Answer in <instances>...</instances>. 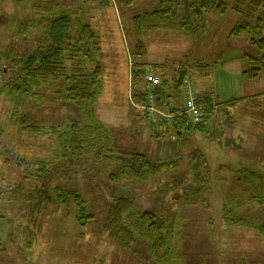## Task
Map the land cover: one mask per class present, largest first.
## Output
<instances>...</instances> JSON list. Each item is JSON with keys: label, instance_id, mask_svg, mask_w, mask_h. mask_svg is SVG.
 Segmentation results:
<instances>
[{"label": "rangeland", "instance_id": "obj_1", "mask_svg": "<svg viewBox=\"0 0 264 264\" xmlns=\"http://www.w3.org/2000/svg\"><path fill=\"white\" fill-rule=\"evenodd\" d=\"M225 1L226 12L220 13L216 8L208 11L203 16L204 26L198 30L181 26L191 22L184 17L189 16L187 11L179 8L177 17L163 18L154 26L149 18L138 32L135 17L155 10L158 0H0V88L6 74L5 64L1 63L3 54L20 58L46 47V21L68 14L80 24H90L98 35L97 58L104 73L95 115L113 134L116 149L122 153L137 149L152 159L175 161L185 140L175 139L174 133L154 138L148 115L129 114L123 98L128 89L129 68H151L155 74L173 79L183 72V82L190 78L198 91L211 90L217 104L215 112L221 114L231 109L225 101L247 95L250 100L237 108L245 107L248 115L244 124L251 122V104L264 107V66L256 78L245 79L243 72L253 66L244 56L248 48L230 45L238 42V38L230 39V33L246 19L252 21L244 14L252 7V0ZM88 66L89 70L96 67L92 63ZM138 82L144 85L145 79ZM61 84L60 80L56 91L45 89L43 99L37 95L26 105L20 104L23 100L16 103L0 94V264H264V235L259 231L260 224H264V204L244 194L248 190L242 188L243 181L250 176L234 175L254 169L264 172V141L260 150H253L247 139L249 133H243L231 144L220 129L186 135L182 168L187 174L196 164L197 172L186 176L179 171L173 176L162 174L157 183H148L133 192L138 206L144 208L149 207L150 196L159 185L175 181L180 184L177 192L182 195L187 184L198 182L196 196L185 200L175 214V233L168 256H158L145 238L136 239L127 247L105 231L113 193L95 177L89 161L70 167L58 164L63 159V149L56 144L57 128L67 126L72 130L74 124L81 130L91 128L77 106L60 99ZM132 86L133 83L134 91L137 81ZM167 108L166 113L169 109L180 111L178 102L173 100ZM217 112L213 126L227 127L228 120L224 121ZM24 115L40 125L42 132L23 131L19 121ZM212 120L213 115L208 129ZM213 152H218V156ZM197 153L198 161H194ZM44 167V171L40 170ZM177 174L180 177L175 178ZM229 183L236 189L230 191L233 196ZM78 192L84 204L75 201L73 193ZM230 200L243 202L229 212ZM82 212L92 214L94 219L85 222L88 218ZM229 218L235 224L228 222ZM237 220L249 224H239Z\"/></svg>", "mask_w": 264, "mask_h": 264}, {"label": "trees", "instance_id": "obj_2", "mask_svg": "<svg viewBox=\"0 0 264 264\" xmlns=\"http://www.w3.org/2000/svg\"><path fill=\"white\" fill-rule=\"evenodd\" d=\"M179 8L187 11L189 16L184 17L191 22V25L187 22L181 23V26L198 30L204 26L203 16L205 13L215 8L220 13H225L227 4L225 0H158V7L155 10L135 17L134 22L138 32L143 29L145 23H148L146 20L149 18L151 26H154L159 21L162 22L163 18L177 17ZM244 14L248 18H252V21L246 19L232 30L230 39L238 38V42H232L230 45L237 44L240 47L248 48L244 56L253 66L243 72V77L253 79L259 75L262 66H264V0H252V7ZM46 22L49 37V44L46 47L37 48L29 56L20 58L12 57L14 55L11 53L3 54L1 63L5 64L3 71L6 74L0 94L11 97L16 103L23 100L24 103L20 104L26 105L28 100H34L37 95L43 99L45 89L56 91L61 80L62 84L58 92L61 94L60 99L77 106L91 128L86 126L84 130H81L77 124H74L72 130H69L67 126L61 130L57 128L55 131L56 144L60 149H63V159L58 164L70 167L89 161L92 164L91 168L95 177L106 187L112 189L113 202L110 204L104 223V229L111 238L127 247L136 239L145 238L153 247L155 255L168 256L167 252L171 249L175 233V214L185 200L196 196L198 182L187 184L182 195L177 192L181 186L175 181L159 185L154 189L152 197L150 196L149 207L144 208L138 206L137 198L133 192L140 189L141 186H147L148 183H157L162 174L173 176L176 171H179L183 176H186L190 172L194 174L197 172L196 164L187 174L182 168L184 159L181 155L186 149V135L189 137L196 131L203 130L212 115L214 116L217 104L213 102L211 93L197 94L196 103L203 108V115L199 122H192L189 114L183 108L185 100L184 90H182L185 77L183 72L174 79L165 77V74L159 76L156 73L161 80L153 89L156 95L155 105H158V108H167L173 100L178 102L180 111L169 109L168 112L172 114L171 119L164 118L157 122L148 119L151 136L162 139L174 133L175 139L185 140L181 149L182 153L177 160H170L168 163L160 159H152L151 156L137 149L122 153L114 146L113 134L106 130L95 115L101 77L104 72V68L97 58L99 39L96 31L90 24H80L65 13L54 19H48ZM193 24L197 26H192ZM74 31L77 33L74 34ZM91 63L96 67L89 70L88 65ZM190 63L199 66L197 62ZM136 67L133 66L131 71L133 86L134 81H137L136 89L132 90V101L144 108V106L150 105V91L147 90L146 80L144 85H139L138 81L140 79L143 81L145 75L152 69L142 66H138L136 69ZM234 102L230 101L226 106L233 105ZM142 112L147 116L146 110L143 109ZM19 125L23 131L26 129L34 133L42 132L41 126L34 124L26 115L19 121ZM48 131L54 134V131ZM44 132L46 134L47 131ZM56 151L54 154L58 156ZM197 154L194 161H198L200 154ZM64 160L65 163L61 164ZM46 163L48 162L46 161ZM45 169L44 167L40 170L44 171ZM224 170L230 172L229 168H224ZM235 174L243 175L246 178L250 176L247 181H243L245 185L242 188L248 190L244 191V194L247 193L246 195L250 199L264 204V176L255 171H237ZM177 176L180 177L177 174L175 178ZM221 178L224 177L221 175ZM231 187L229 193L233 196L230 191L235 192L236 189L229 183V188ZM78 193L77 195L73 193L75 201L84 204L81 193ZM169 193L175 195L170 198ZM242 202L243 200L228 201V211L233 212L235 207H239ZM82 214L83 217L88 218L85 222L94 219L88 212H82ZM81 220L84 221V219ZM227 221L234 223L230 218ZM236 222L243 223L242 220ZM243 224L249 223L244 222ZM259 231L264 235V224H260Z\"/></svg>", "mask_w": 264, "mask_h": 264}, {"label": "crops", "instance_id": "obj_3", "mask_svg": "<svg viewBox=\"0 0 264 264\" xmlns=\"http://www.w3.org/2000/svg\"><path fill=\"white\" fill-rule=\"evenodd\" d=\"M131 68H129V72H128V89L123 93V98L125 101V104L128 106L129 109V114L131 115H137V114H142L143 111V107L141 105H136L133 101H132V91H131V83H132V76H131ZM104 73V72H103ZM190 79V78H188ZM206 90L204 91V89L199 90L198 94H204L205 93H211L209 89L205 88ZM209 90V91H208ZM246 99H249V96H244L241 98H237V99H232L230 101H235L233 103V105H228L227 108H231L229 109V113L226 112L225 114H221L219 113V111L217 112L218 115H223L224 121L228 120V126L223 128L221 127H216L213 126L214 125V116L216 114H214L213 116V120L211 122V127L208 129V124H206V127L203 128V130H209L210 132H217L219 129L221 130V132H226L223 136L225 137V141H230V144L235 141L238 138H241L243 133H249V135L247 136V139L251 140L252 144L250 145L251 149L253 150H260L261 146L263 144L264 141V107H259L256 104L252 103L251 104V113L249 114L250 116H252V120L249 123L244 124V120H246L245 115H248L247 110L245 109V107H241V108H237V105L240 103H244V101ZM250 100V99H249ZM228 101V102H230ZM227 101L224 102L225 105H227L228 103ZM162 110V112L164 111V107L160 108ZM263 109V110H262ZM97 110V103L95 106V111ZM131 111V113H130ZM96 113V112H95ZM125 113L126 110H125ZM263 115V117L261 118V116ZM249 117V116H248ZM218 122H221L218 119ZM257 122V123H256ZM213 123V124H212ZM259 129L258 132L255 131V129ZM151 130V129H150ZM202 131V130H200ZM197 132V131H196ZM257 133V134H256ZM259 134V135H258ZM190 137V136H189ZM259 141L257 144H253V142L255 141ZM214 141V149L217 148V143H216V139H213ZM219 142V141H217ZM220 146V145H219ZM218 146V147H219ZM264 146V145H263ZM214 156H218V152H213ZM264 159V158H263ZM255 171H258L260 174L264 175V172L261 170H257L254 169Z\"/></svg>", "mask_w": 264, "mask_h": 264}, {"label": "built area", "instance_id": "obj_4", "mask_svg": "<svg viewBox=\"0 0 264 264\" xmlns=\"http://www.w3.org/2000/svg\"><path fill=\"white\" fill-rule=\"evenodd\" d=\"M145 80L148 84L147 90L150 91L149 93L150 105L148 107L144 106L143 109L147 111V115L149 119L156 122L161 121L164 118L171 119L172 118L171 113L162 112V110L158 108V105H155L156 95L153 92V89L156 87L157 84L160 83L161 80L160 77L157 76V74H155L154 72L149 71L145 75ZM183 85H184V94H186L183 108L185 112L189 114L191 120H193L194 122H199L202 119L203 108L197 105L196 103L197 94H198V91L196 89V84L192 80L186 79L183 82Z\"/></svg>", "mask_w": 264, "mask_h": 264}]
</instances>
